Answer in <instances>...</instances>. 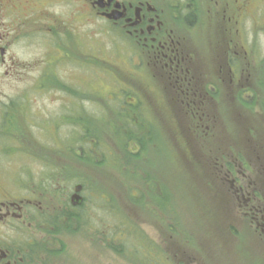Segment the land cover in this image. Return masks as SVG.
<instances>
[{"label":"rangeland","instance_id":"obj_1","mask_svg":"<svg viewBox=\"0 0 264 264\" xmlns=\"http://www.w3.org/2000/svg\"><path fill=\"white\" fill-rule=\"evenodd\" d=\"M203 7L204 12L210 9ZM74 23L68 33L73 59L42 65L51 54H42L44 41L42 50L33 35L11 46L14 64L0 65V196L6 193L17 202L35 199L43 207L38 214L50 221L42 236L52 231L55 219L62 224L65 208L82 214L83 226L59 228L54 236L68 239L67 254L84 263L103 254L97 245H87L85 239L94 237L122 250L105 244L100 264H147L153 257L162 264H264V240L242 212L243 193L237 195L232 186L238 181L264 195L260 22L250 18L235 25L207 17L197 23L198 33L189 22L182 24L188 45L197 52L198 96L207 90L196 100L195 116L173 87L154 74L157 69L138 63L127 37L99 21L90 19L88 27ZM238 27L249 53L242 56L243 65L233 66L235 78L229 65L215 64L210 54L231 39L229 46L238 49ZM81 46L85 65L76 62L83 57ZM212 86L215 93L208 92ZM130 116L143 121L145 128L139 130L144 135L148 129L152 134L142 159L129 160L120 134L114 133L120 126L119 133L126 131L122 123ZM90 120L102 131H90ZM130 125L137 128V123ZM93 132L99 140L91 146ZM76 183L82 184L84 203L70 210ZM116 226L121 231L114 238H127V243L109 239Z\"/></svg>","mask_w":264,"mask_h":264},{"label":"flooded vegetation","instance_id":"obj_2","mask_svg":"<svg viewBox=\"0 0 264 264\" xmlns=\"http://www.w3.org/2000/svg\"><path fill=\"white\" fill-rule=\"evenodd\" d=\"M203 6H209L210 9L204 12ZM207 17H221L235 25L252 18L260 22L264 33V0H0V65L14 64L15 58L9 55L11 46L16 39H26L33 35L40 40L42 50L45 46L42 54H51L50 59L46 62L44 59L42 65H56V62L63 59L67 62L73 59V38L68 33L75 27L74 21H80L84 27H88L90 19L99 21L127 37L130 49L140 58L137 62L140 64L145 61V65L151 66L152 70L157 69L158 72L154 74H159L173 87L195 116L192 112L196 100L205 96L207 90L203 89L205 94L200 92L198 96L201 89L197 88L199 83L194 82V65H198L197 52L188 45L182 24L189 22L197 32V23ZM234 34L240 37L236 40L238 49L229 46L233 39L228 40L227 46L220 52L213 48L210 59L215 60V64L229 65V70L236 78L233 66L243 65L242 56L248 55L249 51L241 41L246 40L241 27L236 28ZM81 49L83 57L76 62L85 65V47L81 46ZM220 55L222 57L219 61ZM204 86H208V83ZM210 89L208 92L215 93L213 86ZM227 172L232 174L229 166ZM232 186L237 188V195L243 193L244 205H240L242 212L255 223V229L259 230L264 240V195L259 189L248 191L238 181H233ZM34 201L28 197L17 202L6 193H1L0 264L103 263L101 256L105 252V244L108 247L114 244L103 238L85 239L88 246L97 245L95 250L103 254L92 255L87 263L80 261L76 254L73 258L72 254H67L68 239L54 236L57 222H53L51 232L45 231L42 236V227L50 221H43L47 216L44 215L42 219V215L37 212L42 213L43 207ZM83 203L82 196L81 204L70 206V210L80 208ZM62 212V224L66 226L69 218ZM113 240L121 242V239ZM115 252L120 253V250L115 249Z\"/></svg>","mask_w":264,"mask_h":264},{"label":"trees","instance_id":"obj_3","mask_svg":"<svg viewBox=\"0 0 264 264\" xmlns=\"http://www.w3.org/2000/svg\"><path fill=\"white\" fill-rule=\"evenodd\" d=\"M107 67L110 68L109 66H107ZM125 94H126V98H127L129 96L128 92H125ZM125 104H127V102H125ZM128 105H133V103L128 104ZM79 119L81 121L82 118H79ZM125 120H126L125 123H122V124L124 125V129H126V131L124 133L123 132L122 133H119L120 129L122 128V126H120V127H118V128L115 129L114 133L115 134H120L119 141L122 142L121 143L122 145H126L124 150L127 151V153H128L127 155L129 157V160L136 159V158L137 159H140V158L142 159V158L145 157V154H146V148H147V145L146 144H147V142L149 140V139L147 140V137L152 136V134L150 133L149 129L146 131L147 133L145 135L143 134V132H141L142 130H144L145 127H144L143 121L139 120L138 118L133 117V116H130V117H126ZM135 123H137L136 127L138 129L137 128L134 129V127L130 125V124L134 125ZM76 124H78V123H76ZM89 124H90V126L88 125V127H91L92 128L90 131H97V132L98 131H102L100 129L101 126L98 123H96V121L93 122V121L90 120ZM126 126L129 127V128L127 129ZM83 128L86 129L85 126ZM139 129H141V131ZM88 137H90L89 139H91V141L89 143V144H91V146L96 145V143L94 142V140L95 141L96 140H99V139H97L95 132L89 133V136ZM84 139H86V138L84 137ZM130 145H131V147H130ZM74 153H75V151H74ZM81 160L83 162H85L84 159H81ZM87 160L89 161V159H87ZM228 166H231V163H229ZM130 178L131 177H129L128 179H130ZM98 191L100 193V190H98ZM93 192L96 193L97 191L95 190ZM64 211H65V213L67 214V216L69 218L66 221V226H64L63 224H60V223L57 222L56 225H55L56 226L55 231H53V232H58L59 228H62V229L68 230V231H74V230L79 229L86 222V219H85V217H83L82 214L79 215L78 212H73V211L70 212V211H67V209H65ZM74 218H77V219H74ZM55 221H59V219H55L54 222ZM72 221L74 222L73 225H72ZM131 227H133V226H131ZM133 228H135V227H133ZM119 230L121 231V229H117V226H116L112 237H110L109 239H115L114 238V234H115L116 231H119ZM119 239H121L122 242L123 241L124 242L127 241V238L119 237ZM138 239H139V235H138ZM143 241H145L148 244V248H151L149 246V242L146 239H143ZM126 243H120V245L123 246L124 248H126L128 246ZM113 248H115V249L118 250L119 246L113 245ZM121 251L122 250H120V252ZM147 264H162V263L160 262L159 258L153 257V258L150 259V262H148ZM163 264H165V262Z\"/></svg>","mask_w":264,"mask_h":264},{"label":"water","instance_id":"obj_4","mask_svg":"<svg viewBox=\"0 0 264 264\" xmlns=\"http://www.w3.org/2000/svg\"><path fill=\"white\" fill-rule=\"evenodd\" d=\"M73 193L70 195V204L73 206H77L81 204L82 202V196L80 194L82 190V184L81 183H76L73 188Z\"/></svg>","mask_w":264,"mask_h":264}]
</instances>
